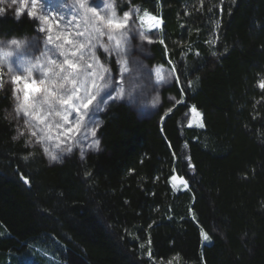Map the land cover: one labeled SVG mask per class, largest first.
Wrapping results in <instances>:
<instances>
[{"label":"trees","instance_id":"1","mask_svg":"<svg viewBox=\"0 0 264 264\" xmlns=\"http://www.w3.org/2000/svg\"><path fill=\"white\" fill-rule=\"evenodd\" d=\"M128 2L161 18L150 63L175 66L163 92L180 102L146 117L113 103L100 150L50 164L14 139L0 89V251L40 244L63 264H264V0ZM38 26L0 15V39H36ZM193 106L202 128L188 124ZM175 175L188 190L171 188Z\"/></svg>","mask_w":264,"mask_h":264},{"label":"rangeland","instance_id":"2","mask_svg":"<svg viewBox=\"0 0 264 264\" xmlns=\"http://www.w3.org/2000/svg\"><path fill=\"white\" fill-rule=\"evenodd\" d=\"M68 5L69 14L74 19L75 27L78 32V38H75V47L70 46L69 44L65 43L63 39L57 41L56 43H60L63 45L62 48L57 49L61 53V56H55L53 54L52 49L55 47L53 43H50L47 39V36L44 35L43 32H39L36 39H29V37H13L8 40L0 39V67L3 68V76L4 81H9L11 76L22 74L27 75L26 69L33 65H40L44 66L48 63L49 59H56L59 60L58 63L62 61V53L63 51L67 50L69 52V58L77 59L78 57L82 56L83 58L78 60L81 63L82 68L81 72L83 73L81 76V81L83 82V86L90 89L91 81L88 79L90 73L87 72L85 65L91 64L93 72H100L102 69L99 67V64L104 62V52L103 47H97L95 50L96 57L99 58V63H97L89 53V48L91 44H95L96 40L99 39L101 45H108L109 47L113 46L114 41L109 40V35H112L115 38H121L123 34L127 32V30H116V32H112L110 29L104 28L98 21L92 20L89 22L88 17L83 15L82 10L79 7L80 0H62ZM10 2V0H0V7H6V3ZM37 4V12L38 16L45 15L42 0H35ZM32 3V0H29V4ZM84 3L88 7H96L97 11L101 13V15L105 16L106 18H112L113 11L115 12L116 19H122L123 12L128 11L132 12V19L129 20L127 29L135 28L137 33H144L149 36V40H141L138 37L136 39L131 40V47H129L127 42L122 41L123 45V52L121 54V58L127 59L129 61L128 67L129 69H135L137 67L140 68L139 74L136 76L133 83L135 84L136 88L135 91L132 93L131 98L127 96L128 91L131 90L132 85L126 83L125 84V97L123 100L117 103H126L130 107H132L140 116H154L159 112L160 107L164 100L167 102V106L165 109V114H169V109L178 104V100L176 96L171 92H163L164 90L171 88L174 83L177 82L176 72L175 69L173 71L172 66L173 64L169 62L168 64H158V63H150V60L154 57V52L151 50L152 46L158 44L162 41L163 36V22L160 17L154 16L151 13L144 10L139 5H131L129 4L128 0H84ZM111 4L114 7L109 8L108 5ZM14 7H18V4ZM145 12L148 15H145ZM6 13H15L9 10ZM5 13V14H6ZM26 15V14H25ZM24 15H21L22 17ZM16 17V16H15ZM19 17V18H20ZM155 18L153 20L152 18ZM143 18V19H141ZM32 19V18H31ZM135 21V24H133ZM158 22V23H157ZM153 23H156V27H151ZM48 25L43 24V22L39 23L37 29H42L47 27ZM96 28H100L101 31L98 33L95 31ZM50 35L53 36V39L57 37L54 32H51ZM127 35L131 36V32H127ZM15 39L18 41L17 45H13L11 41ZM91 41V44L89 43ZM151 41V42H149ZM85 44L86 47L81 50H77V46L79 44ZM37 46L39 50H37ZM131 52V55L128 53ZM75 53V55H73ZM115 57V53L112 54ZM132 57H135L137 64L132 63ZM141 65L143 67H141ZM11 69V72H9ZM37 69H34L36 71ZM45 72L47 69L45 68ZM163 77V79H161ZM119 77H117V80ZM60 82V81H58ZM80 86V85H78ZM23 87V84L20 85ZM71 85H66V88H70ZM4 90V89H3ZM12 96V107L10 110L11 119H13L16 127V133L23 130L25 127V122L30 120L29 117H21L20 113L17 111L18 104L22 101V92L19 94L13 93L11 90ZM103 95V93H102ZM113 95H115L113 93ZM164 99V100H163ZM30 103H34L37 105H42L44 103V97L39 96L38 94L33 93L30 97ZM113 103L109 102V106ZM108 106V107H109ZM103 107V105H101ZM107 107V108H108ZM106 108V109H107ZM95 112V105L93 106V112L90 115H94V118L100 121V124L97 128V134L95 138L88 137L87 139L84 138V129L82 128L81 133L79 134V143L73 147L72 152H61V149L64 147L61 144V148H56V143L58 142L55 137L57 136L56 129H53L52 135L54 137L53 140L49 141L46 145L49 147L50 150H54L58 155V160H50L48 155L44 153L43 147L32 143H27L29 136L28 134L22 135L19 138H22L26 141L27 145L31 147L33 150H40L42 155L50 164H58L61 163L63 160L68 158L72 153H83L82 157H85L90 152H96L100 150V143L99 147L91 148L89 145L92 143L93 139H99L98 131L99 127L102 124L101 114H104L106 111ZM191 118L190 122L188 123L189 126L194 127H203V114L201 111L197 109H193L191 111ZM75 113H73V117ZM163 119V118H162ZM49 122L54 123V121L50 120ZM33 123H35L33 121ZM87 123V118L85 120ZM91 126V125H90ZM100 141V140H99ZM71 142V141H70ZM171 188L175 192L185 191L188 190V184L183 180V178L178 177L175 175L171 180ZM8 231L5 227L0 223V236H7ZM56 242V240H55ZM204 242L208 243V239H205L204 235ZM149 249L148 244H146V250ZM148 258V252L146 255ZM152 259V258H151ZM0 264H63L59 258L51 252L48 247H45L40 244H31L27 245V248L23 253H14V252H2L0 251ZM156 264H182L177 258L170 259L165 262L157 261Z\"/></svg>","mask_w":264,"mask_h":264},{"label":"snow or ice","instance_id":"3","mask_svg":"<svg viewBox=\"0 0 264 264\" xmlns=\"http://www.w3.org/2000/svg\"><path fill=\"white\" fill-rule=\"evenodd\" d=\"M18 4V7H14ZM83 15L88 17L89 22L92 20L98 21L104 28L116 32V30H127L132 35H127V32L121 36V38H115L109 35V40L114 41L113 46L101 45L99 39L96 40L95 44H91L89 53L92 58L99 63V58L96 57L95 50L97 47H103L104 62L99 64L102 69L100 72H93L92 65L88 64L84 67L87 72L90 73L88 79L91 81L90 89L83 86L81 81L82 68L81 63L78 60L83 57L80 56L77 59L69 58V52L67 50L62 53V61L57 63L56 59H49L48 63L44 66L33 65L26 69L27 75L17 74L11 76L9 81H4L3 68L0 67V89L5 91L11 90L13 93L19 94L22 92V101L17 106V111L21 117H29L30 120L25 122V127L21 130L14 139H19L20 136L28 134L29 139L27 143L38 144L43 147L44 153L48 155L50 160H58L60 157L54 151L50 150L46 145L49 141L53 140L52 135L53 129H56L57 136L55 139L58 140L56 148H61V144L64 147L61 152H72L73 147L79 143V134L82 128L84 129V138L87 139L89 136L92 138L96 137L97 128L100 121L94 118V115H90L93 112V106L95 105V112L103 111L109 106V102L117 103L125 97V84H131V90L128 91L127 96L131 98L132 93L135 91V84L133 81L139 74L140 68L129 69L127 59L121 58L123 52V42H127L131 47V40L137 37L141 40H149V36L144 33H137L135 28L127 29V25L130 19H132V12H123L122 19L115 18V12L113 11L112 18H106L97 11L96 7H88L85 5L84 0H80L79 4ZM109 8L114 6L109 4ZM9 10L15 13L17 19L21 15H28L30 18L36 20L37 23L43 22L48 25L45 28L39 29V32H43L47 36L50 43H53L55 47L52 49L55 56H61V53L57 51L63 47L62 44L56 43L63 39L67 44H72V40L69 39L71 33L68 36H57L55 40L50 35L54 27H59L60 20L57 18L54 22L50 21L48 15L38 16L37 4L35 0L29 4V0H10L6 3V7H0V15H4ZM145 15H148L145 12ZM143 19V18H141ZM155 20V18H152ZM158 23V22H157ZM135 24V21H133ZM156 23H153L151 27H156ZM95 31L98 33L101 31L100 28H96ZM151 42V41H149ZM13 45H17L18 41L13 39L11 41ZM163 44V41H160ZM85 44L81 43L77 46V50L84 49ZM37 50H39L37 46ZM115 53V57H113ZM131 55V52L128 53ZM75 55V53H73ZM132 63L137 64L135 57H132ZM141 67H143L141 65ZM45 68L47 72H45ZM175 66H172L174 71ZM34 69H37L34 71ZM11 72V69H9ZM117 77L119 79L117 80ZM163 79V77H161ZM178 79V77H177ZM60 81V82H58ZM23 84L21 88L20 85ZM66 85H71L70 88H66ZM80 85V86H78ZM264 87V83L261 84ZM182 91V90H181ZM38 94L44 97V103L37 105L30 103V97L32 94ZM103 93V95H102ZM113 93L115 95H113ZM179 103V101H177ZM103 105V107H101ZM194 109V106H193ZM171 112V109H169ZM73 113L75 116L73 117ZM87 118V123L85 120ZM50 120L54 123L49 122ZM33 121L35 123H33ZM91 125V126H90ZM71 141V142H70ZM99 139H93L89 145L91 148L99 147ZM83 155V153H81ZM205 239H208L205 234ZM150 243V241H149ZM149 256L151 251L149 250Z\"/></svg>","mask_w":264,"mask_h":264},{"label":"built area","instance_id":"4","mask_svg":"<svg viewBox=\"0 0 264 264\" xmlns=\"http://www.w3.org/2000/svg\"><path fill=\"white\" fill-rule=\"evenodd\" d=\"M42 6L45 15H48L50 21H55L57 18L60 20L59 27H54L52 32L57 36H68L71 33L69 39L72 40V47H75V38H78V32L75 27L74 19L69 14L68 5L62 0H42ZM59 60H57V63Z\"/></svg>","mask_w":264,"mask_h":264}]
</instances>
